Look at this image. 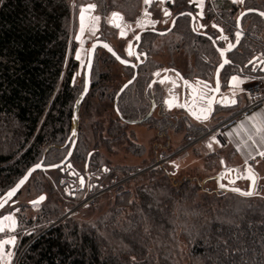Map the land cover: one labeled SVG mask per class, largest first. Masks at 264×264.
<instances>
[{
  "label": "trees",
  "instance_id": "obj_1",
  "mask_svg": "<svg viewBox=\"0 0 264 264\" xmlns=\"http://www.w3.org/2000/svg\"><path fill=\"white\" fill-rule=\"evenodd\" d=\"M141 1L0 0V195L41 159L45 149L48 148L43 160L46 165L61 161L68 150L70 143L59 146L69 136L73 104L83 88V81L81 84L77 79L79 62L74 56L72 26L76 10L92 3L104 21L113 12L134 20L141 11ZM212 2L210 8L206 3L204 18L217 23L219 15L230 31L235 13L243 8L264 12V0H244L243 4L231 0ZM175 7L180 12L191 9L193 3L176 0ZM241 25L244 36L238 47L227 54L231 64L221 71L220 81L233 73L261 78L260 71L246 63L256 54L264 57L263 18L251 13L243 17ZM113 29L107 22L102 31L112 35ZM206 34L215 36L208 27ZM158 39H145L147 58L139 66L134 83L118 98L120 115L137 118L145 113L144 89L154 71L149 51L164 43L194 56L193 61L187 60L186 70L172 64L179 72L188 78L212 80L220 57L208 37L192 32L187 16L177 18L171 36ZM217 45L224 47L223 43ZM103 52L105 56L99 59L104 71L92 70L89 91L80 107L90 97L98 96L100 110L108 113V117L104 114L107 137L119 138L127 125L117 116L114 97L123 82L115 86L119 79L111 75L110 64L117 61ZM123 68L131 74L130 69ZM155 122L159 138L167 137L172 128L177 130L172 118L171 122L168 117ZM92 125L97 127L91 143L78 131L69 160L81 174L100 171L104 165L109 171L102 172V176L113 182L126 173V168L111 167L99 152L101 143L108 142L99 128L103 120ZM184 130V138L190 139L205 133L207 127L188 123ZM176 169L171 163L136 175L126 185L117 186L111 200L97 204L95 200L94 207L85 208L79 216L59 219L60 210L46 203L33 215H22L20 229L30 231L19 235V251L54 219L59 220L27 245L16 264H264L262 178L258 179L257 194L244 196L220 187H206L210 178L176 177ZM45 172L35 171L24 186H31L39 195L48 189L54 191L55 186L70 185L71 181L76 184V178L72 179L65 168L55 169L51 181ZM238 186L246 189L247 182L241 180ZM94 211L97 215L90 218L89 213Z\"/></svg>",
  "mask_w": 264,
  "mask_h": 264
},
{
  "label": "rangeland",
  "instance_id": "obj_2",
  "mask_svg": "<svg viewBox=\"0 0 264 264\" xmlns=\"http://www.w3.org/2000/svg\"><path fill=\"white\" fill-rule=\"evenodd\" d=\"M190 1L191 3H193V5H196L194 0ZM212 1L213 0H203V9L206 7V3L208 6H211L213 3ZM89 4L92 3L83 4L81 7L87 6ZM196 9L197 13L201 11V9L197 7V5ZM79 12L80 7L73 15L72 31L73 38L76 41L74 56L79 62L77 79L78 82H81L82 84V81L84 80V65L86 62L88 46L90 42L96 37V35L100 33L102 29H104V24L106 25L108 18L104 21V19L96 12L95 9L90 13L93 16L100 17L95 35H92V33L88 30V27L85 28L84 33L81 35ZM135 29V26H133L132 28L130 27L127 29V32L131 35V33L135 31ZM119 31L120 28H114L112 31V35L103 34V36L108 38V40H110V43L115 46L120 52L124 53L126 40H119ZM77 36H80L79 40L76 39ZM102 55L105 56L104 52L98 49L96 52V59L93 62L94 64L92 66V70L96 68L97 71H104V67L101 64L102 62L99 59V57ZM78 56L79 58H77ZM149 56L153 61V76L158 73L160 69L165 68L169 64H174L181 69L186 70V66L188 63L187 60H189V62L194 60V56H192V58L191 56H188L186 50H173L171 49V46H169V44L165 43L163 46L161 45L157 48H152L151 51H149ZM110 69L112 71L111 75L117 76L119 79L118 83L115 86H118L127 78V76H129L125 68H123V66L119 63H111ZM249 77L253 78V76ZM91 79L92 78L90 76V83ZM255 79L256 78H253V80H251L249 83L253 82ZM222 82L224 87L223 90L225 91V86H227V83L225 80ZM249 83H247L246 86L249 85ZM108 85L113 86V83L109 82ZM246 86H244L241 92L242 95L237 96V99L239 101L238 106L230 109L216 110V113L206 124H198V122H196L195 120L184 116L179 110H172L170 112L171 114H168L169 117L172 118L173 123L177 125V130H173L172 128L167 131V134L169 136H161L160 138L156 136L157 131L153 126L154 121H149L142 124L127 125L123 136H120L119 138H108L107 134H109V132L108 128L107 130H105L106 120L104 118L105 115L106 117H108V113L106 110L104 111L105 113L100 110L101 108L98 104L100 100L98 96L95 95L90 97L86 105H83L79 108L78 131H82L91 143V139L95 135V130L97 127L93 126L92 123L95 121L103 120L104 125H99V128L102 131V135L108 138V142H106L107 145L101 143V145L99 146V152L105 158H107L111 167L126 168V173L120 176L117 180L115 179L113 182H108L106 177L102 176V173L101 176L98 177V184L93 187L91 191L90 185H94L93 183H88L86 184V187H84L87 192H84V189H82L81 191L76 192L74 198L71 197V192L69 189V192L66 193V189L64 188V186H61V188L55 186L56 189L54 191H51L49 189L45 190L46 199L35 206L33 204H29V201L30 199L34 198L38 192L34 191L33 188L29 185L24 186L16 197V205L6 204L0 209V219H2L5 215L13 214L16 220V227L13 231H8L6 229L4 232L0 233V241L11 238L15 239L14 244L5 245L4 248L0 250V264H16V261L21 253V250H18V241L20 238L19 235L26 233V231H30L29 228H27L28 230L20 229V223L21 221H24L20 218L22 215H33L45 203L47 205L51 204L53 206H56L60 210L59 218L68 217L74 214L76 216L82 215L83 213H85V208L87 209L91 206L94 207L95 204L93 203L95 200L97 201H95L96 204L102 202L105 203L108 200H111L115 188L119 185H126L129 181H132L136 175L139 176L141 173L137 172L138 169L148 164L151 161L152 157L156 154L167 156L171 153V163L175 164L176 167L178 166L176 169V177L186 175L200 180L210 178V180L205 182L206 187L213 189L220 187L218 181L216 179H213V177L221 173V171L223 170L220 164L221 161L219 162L220 157L224 154L227 155V153H230L229 149L225 147L224 149L219 148V145H225L221 131L222 129H224L225 124L229 123V121H231V119L234 117H232V115L240 109L242 105V99L244 100L243 105H247L249 103L248 96L245 93ZM105 100H103L105 102V105L109 106L108 102H106ZM155 114L156 112H154V115ZM188 123L196 126L207 127V131L197 137L186 139L187 137L184 136L186 135L184 125ZM213 136H215L216 140L219 141V143H217V146L216 143L213 142L212 148L210 149L207 147V145L212 142L211 138ZM154 142H157L158 144L155 145ZM139 147L141 149H139ZM219 152H221L222 155ZM165 158H168V156ZM251 163L252 164L250 166L255 170V173L257 175V189L259 178H262L261 182L264 184V160L251 159ZM246 166H249V164ZM246 166L245 164H243L241 167H237V169H239L240 171ZM54 170L55 169L46 170L45 172L46 174H48L50 181L55 175V172H53ZM257 171L259 172L257 173ZM23 205L25 209H22L21 206ZM96 215L97 211L89 213L90 218H94ZM7 252H11V257H8L6 255Z\"/></svg>",
  "mask_w": 264,
  "mask_h": 264
},
{
  "label": "flooded vegetation",
  "instance_id": "obj_3",
  "mask_svg": "<svg viewBox=\"0 0 264 264\" xmlns=\"http://www.w3.org/2000/svg\"><path fill=\"white\" fill-rule=\"evenodd\" d=\"M175 1L176 0H174V2H173V0H164V2L161 3L160 0H153L151 5H146V4H144V2L142 0L141 1V3H142L141 11H140L139 15L134 20L123 19L122 21H120V24H121L122 27H124L126 25L131 26V28L133 26L136 27L135 31L132 32L131 35L127 32V36L126 37H119V40H121V41L126 40V42H125V52L124 53L120 52L115 46H113L110 43V40H108V38L103 36L104 33H103L102 30L100 31V33H98L96 35V37L94 39L99 37L100 39L109 42L112 45V47L118 52L119 55H121L122 57L128 59L129 61L136 62L137 61L136 57L135 56H128L127 51H126L128 42L131 41L133 43V48H134L135 52L137 54H141L140 55L141 64L147 58L146 50L143 47V43H144L145 39L147 37H150L151 39H153V42H156V41H159L158 36H166V35L167 36H171V32H172V30L174 28V25H175V24L173 25V18L175 19L174 21L176 22L178 17L187 16L189 18V25H190V28H191L192 32L195 35H200V36H204L203 34H206L207 27L213 29V31L215 33L214 37L219 36L220 32L216 28L212 27L213 24H216V25H218V27H221L223 29V34L227 35L230 41L233 42L235 40L236 17H237L238 13L241 10L239 12L235 13V16L233 17L234 23L230 25V28H231V31H230L227 28L226 22H224V20H223V18L221 16L217 15V17H219V20H217V23L214 22V21L208 22L204 18V16H203L202 19L200 18V16L197 13L196 5H193V7L191 9L179 12V11H177V8L175 7ZM190 3H191V1H190ZM145 9H147L148 12L151 14V19L154 20V21H157V23L155 24L154 27L152 25H148V26H146L144 28L137 27V21H139V20L144 18L143 14H144V10ZM164 9H167L171 13V15L170 16H165L164 15ZM181 13H191V14H193L194 17H196V21L193 22V24L191 25V17L189 15H181ZM111 15L108 18L107 22H108L110 27L117 28V27H115L114 23L109 22L111 17H112ZM262 18H263V16H262ZM165 21H167V23H165ZM263 23H264V19H263ZM199 25H204L205 27L200 28ZM194 27L198 28V31H194L193 30ZM119 33H120V31H119ZM161 33H164V34L162 35ZM137 34L140 35V37H141V39L138 42L134 40V36L137 35ZM118 36H119V34H118ZM217 42L223 43L224 47H226V43H227L226 41L218 40ZM97 50H96V52H97ZM100 50H102V49H100ZM96 52H95V54H96ZM94 58H95V56H94ZM139 66L137 67V71H138ZM124 67L130 69L131 70V74L129 76H127V78L123 81V83H125L126 81L131 79V77L133 76V73H134L133 67H131V66H124ZM175 70L178 71L177 67L169 64L165 68H162V69L159 70V72H158V73H160L159 76H157V75L152 76L147 81L145 89H144V93H145L144 102H145V110H146L145 113L142 114L140 117H137V118H129V117H125L123 115H121V117H120L118 115L119 114L118 113L117 116L120 118V121H122L126 125H131V123H128V121H134V120L143 119L145 116H147V114L153 108L152 112L150 113L148 118H146L145 120H143V121H141L139 123H136V124H142V123H145V122L154 121V124H153V126H154L155 123H156L155 120L162 119V118L164 119L166 117H168V121L171 122V117H169V114H171L170 112L172 110H176V109L179 110L184 116H187L188 118L195 120L196 122H198V124H202V123H207L213 117V115L216 113V110L232 108V107L221 108L219 106H215L214 112L210 115V118L208 120L204 121V122H201V121H199V120H197L195 118V116L188 110L187 107L178 106V105H185V104L189 105L192 102V96H191V98L189 100L185 99L184 102H177L176 103V100L174 99L173 100V106L169 107V104L167 103V101H169L170 99L173 98V97H171V85L175 86L174 84L176 83V81H179V78H177L176 74L173 72ZM182 76L185 77V78H188V77H186L183 74H182ZM136 77H137V74H136ZM136 77L133 79L132 83H134V81L136 80ZM165 78H167V79H165ZM158 79H161V81L163 80L164 82L161 83L160 81H157ZM189 79H192V78H189ZM132 83H130L129 85H131ZM222 83L223 82L221 81V93L224 92L223 91L224 87H223ZM129 85L127 86V88L129 87ZM178 89L179 88L175 89V91H179ZM154 112H156L155 115H154ZM167 136H169V135H167ZM154 143H155V145L158 144L157 142H154ZM167 156H168V158H165ZM167 156H164L162 154H160V155L156 154L155 156L152 157L151 161L148 164L140 167L137 172L138 173H144L146 171L154 170L157 167H163L165 165H168V166L171 165V159H170L171 158V153L168 154ZM86 162H87V160H86ZM86 162H85V168H87V165H88V162H87V165H86ZM66 170L69 171V175L71 176L72 179L76 178V180H75L76 184L75 185H73L74 182L71 181L70 185L64 186V188L66 189V193H68L69 190H70L71 197L74 198L76 192L81 191L82 189H84V187H86V184H88V183H93V185H94V186L90 185V188H91L90 191H91L93 189V187H95L98 184V180H99L98 177L101 176V173L102 172H108L109 168H105V166L102 165L100 171L91 172V173H85V174H81L79 171L74 170L76 172L75 175L70 173L71 168H67ZM80 176L83 177V181H84L82 186L79 183V177ZM84 192H87V190L84 189ZM15 197L11 200L13 202L9 201L7 204H16L17 201H16Z\"/></svg>",
  "mask_w": 264,
  "mask_h": 264
},
{
  "label": "snow or ice",
  "instance_id": "obj_4",
  "mask_svg": "<svg viewBox=\"0 0 264 264\" xmlns=\"http://www.w3.org/2000/svg\"><path fill=\"white\" fill-rule=\"evenodd\" d=\"M144 4L146 5H151V3L153 2V0H143ZM161 3L164 2V0H160ZM174 2V0H173ZM194 2L196 3L197 7H199L201 9V11L198 13V15L200 16V18H203V0H194ZM233 3H239V4H243L244 0H232ZM96 8L95 4H89L87 6H83L80 7V12H79V19H80V32L81 35L84 33L85 28L88 27V30L92 33V35H95L96 31H97V26L99 24V20L100 17L99 16H93L90 13L93 12ZM249 11H252L251 9H249ZM247 13L242 12L240 14V17L237 18V24L239 25L240 19L246 15ZM261 16H264V12H260L259 13ZM164 15L165 16H170L171 13L167 10L164 9ZM181 15H189L191 16V13H181ZM144 18L137 21V27L139 28H144L148 25H152L153 27L155 26V24L157 23V21H154L151 19V14L148 12L147 9L144 10V14H143ZM193 21H196V17H192ZM123 17L117 13V12H113L112 13V17L110 19L109 22L114 23L115 27L120 28V36L121 37H126L127 36V30L128 28H130L131 26H124L122 27L120 23H117V21H122ZM87 22V23H86ZM165 23H167V21H165ZM175 24V21H173V25ZM200 28L205 27L204 25H199ZM213 28H217L218 31L221 33L220 36L217 38L219 40L222 41H226L227 42V46L226 47H221L218 48L217 51H219L220 56L223 58L222 62L219 64V67L216 70V86L215 88H213L210 84H208L205 81H196L195 85L189 84L187 81H185V85L188 86L189 88H191L192 90V102L191 105L185 104V105H178L181 107H187L188 110L195 116V118L201 122H204L206 120H208L210 118L211 112H212V104L215 101V96L214 95H210V93H219L220 91V80H219V76H220V70L224 68L225 65L231 64V60H229L228 58H226V53L230 52L231 50H233L237 44H239L241 35H242V31H237L235 33V43H233L232 41L229 40L227 35L223 34V29L219 28L218 25L213 24L212 25ZM194 31H198V28L194 27L193 28ZM162 35L164 33H161ZM77 40L80 39V36L76 37ZM141 39L140 35H135L134 36V40L135 41H139ZM208 39L212 40V37L209 36ZM216 43V40H213V44ZM103 47L107 48L109 52H112V54L114 56H116V59L120 60V62L122 64H128L129 61L125 60V59H121L120 56H118L113 49L108 45V44H103ZM95 49V45H93V50ZM127 54L128 56H135L137 60L140 59V55L141 54H137L133 48V43L131 41L128 42L127 45ZM79 58V56L77 57ZM258 60L260 58H257ZM90 61H89V67H90ZM260 63L264 64V60H260ZM249 64H255V61H249ZM132 67H136V65H131ZM155 75L159 76L160 73H156ZM167 79V78H165ZM161 83H163L164 81H160ZM245 82L244 79H241L238 76H232L231 77V87L233 90V96H235L236 94V90L240 89V86ZM132 83V81H129V84ZM174 83V82H173ZM128 85H125L124 87L127 88ZM123 90V89H122ZM175 99V97H173L172 99H170L169 101H167V103L169 104V107L173 106V100ZM219 103H224L226 106L228 104H235L236 100L235 99H231L229 100L227 97H223L221 99V101H218ZM255 119V118H253ZM241 128H243L244 126L241 125ZM264 131V127H256V132L257 134H259L260 132ZM73 135H75V133H73ZM212 142H210L207 147L208 148H212V144L214 143H219V141L216 140L215 136H213L212 138ZM252 136L249 135L248 136V140H252ZM253 143H255V141H253ZM261 143H264V136H261ZM257 155H259L260 157H264V151H261L259 149H257ZM249 156L251 159H255L254 156H251V153H249ZM247 164V161L245 162ZM221 164H224V161H221ZM42 165L41 164H37L35 166L34 169H32L27 176H25L23 179H21L19 181V183L11 190L7 193V198L0 203V207H3L4 204H6L8 202V199H11V197H13L14 195H16L17 191L19 190V188L27 181L28 176L31 175L32 171H35L36 169L41 168ZM52 167H59V165H53ZM178 167V166H177ZM236 172L239 173V169H228L226 168L225 172L221 174V176L219 177L220 179H224L226 176H228L229 174ZM247 179L251 181V185H250V190L248 191H241V189L239 188H232V191L238 192L241 195L244 196H252L257 194L256 192V181H257V175L254 172L253 168L251 166L246 167L245 172L243 175H237V179ZM83 178H80V183L83 184ZM229 183L235 184V180H230ZM221 188H224L225 185L221 184L220 185ZM44 199H46L45 196L41 195L38 197L37 200L35 201H31V203L35 206L38 205L39 203H41ZM16 227V220L14 218L13 214H8L3 216L2 219H0V233L4 232L6 229L8 231H13ZM15 243V239L11 238V239H4L2 241H0V250H2L4 248L5 245H10V244H14ZM6 255L8 257H11V252H7Z\"/></svg>",
  "mask_w": 264,
  "mask_h": 264
},
{
  "label": "water",
  "instance_id": "obj_5",
  "mask_svg": "<svg viewBox=\"0 0 264 264\" xmlns=\"http://www.w3.org/2000/svg\"><path fill=\"white\" fill-rule=\"evenodd\" d=\"M249 9H251L252 11H249ZM242 12H245V13H247L246 15H248V14H251V13H257V14H259L261 11H259L258 9H255V8H244V9H242V10L238 13V15H237V17H236V31H235V33H236L237 31H242V35H241L240 41H241V39H242L243 36H244V31H243V28H242V25H241V21H242L243 17L246 16V15H244V16L240 19L239 25L237 24V18L240 17V14H241ZM117 13H119V12H117ZM119 14H120V13H119ZM111 16H112V15H111ZM190 17H191V25H192L193 22H194L193 19H192V17H194V15L191 14ZM175 18H176V17H175ZM263 19H264V16H263ZM174 20H175V19L173 18V21H174ZM117 23H120V21H117ZM219 28H221V27H219ZM216 29H217V28H216ZM217 30H218V29H217ZM220 34H221V33H220ZM263 34H264V27H263ZM203 35L206 36V37H209V36H210V35H208V34H203ZM219 36H220V35H219ZM219 36H217V37H212V36H211V37H212V40H210L211 43H212V45H213V47L216 49V51H217L218 48H221V47H219V46L217 45V41L219 40V39H217V38H218ZM119 37H121V36H120V33H119ZM213 40H216V43H215V44H213ZM240 41H239V43H240ZM233 43H235V40L233 41ZM103 44H108V45L113 49V51H114L118 56H120L121 59L128 60V59L122 57L121 55H119L118 52L112 47V45H111L109 42H107V41H105V40H102V39H100L99 37H97V38L94 39L92 42H90V44H89V46H88L86 62H85V65H84V80H83V88H82L81 92L79 93V95L77 96V98L75 99L74 104H73L69 136H68L66 142H65L62 146H59L60 148H63V147H65L68 143H70V144H69V147H68V150H67V152H66V154H65V156L62 158L61 161H59V162H57V163H54V164H47V165H46V164H43V160H44L45 154H46V152L48 151V148L45 149V151L43 152V155H42L41 159H40L37 163L32 164V165H31V166H30V167L24 172V174H23V175H22V176H21V177L15 182V184H14L13 186H11L10 188H8V189H7L2 195H0V203H2V202L7 198V193H8L9 191H11V190H12V189H13V188L19 183V181H20L21 179H23L25 176H27L28 173H29L32 169H34L35 166H36L38 163L41 164L42 167L39 168V169H36L35 171H38V170H44V171H45V170H51V169H57V168H60V169L63 171V168H66V169H67V168H71L70 173L73 174V175H75L76 172L74 171L73 166H72V164H71V162H70L69 159H70V156H71V154H72V152H73V149H74V146H75V144H76V140H77V133H78V112H79V108H80V106H81V103H82L83 99L85 98L86 94H87L88 91H89V87H90V76H91V70H92V66H93V62H94V56H95V52H96V50L99 49V48L102 49V50H104L105 52H107L109 55H111V56L117 61V63H119L120 65H123V66H131V65H133V64L136 65V67H133V69H134V73H133V76L131 77V79H129L128 81H126L125 83H123V84L121 85V87L118 89V91H117V93H116V95H115V97H114V109H115V111H116L117 114L119 113L118 110H117V102H118V98H119L120 94L123 92V90L125 89L124 86H125V85H129V81H130V80L133 81V79L136 77V74H137V67L141 64V60L139 59V60H137L136 62H132V61H129V60H128V61H129L128 64H122V63L120 62V60L116 59V56H114V55L112 54V52H109L107 48L103 47ZM93 45H95V49H94V50H93ZM238 45H239V44H237L236 47H235L234 49H236V48L238 47ZM226 46H227V43H226ZM234 49H233V50H234ZM233 50H231V51H233ZM231 51H230V52H231ZM230 52H227V53H226V58H228V57H227V54L230 53ZM217 53H218V55H219V57H220V61H219L218 65L216 66L215 70H214L212 80L204 79V78H201V77H194V78H192V79H189V78H185V77H183L182 74H181L180 72H178V71H176V70L173 71V72L176 74L177 78H179V81H176V83L174 84L175 86H172V85H171V97H175L176 103H177V102H184L185 99H186V100H189V99L191 98V96H192V90H191V88H189L188 86L185 85V83H184L185 81H187L189 84H192V85H195L196 81H198V80H200V81H205V82H207L208 84H210L213 88H215V86H216V70H217V68L219 67V64L222 62V59H223V58L220 56L219 51H217ZM257 58H260V59L258 60ZM260 60H264V57H261L259 54H256V55H254L253 57H251V58L247 61L246 65H250L253 69L255 68V70H259L260 73H261V76H260V77L264 79V64L260 63ZM89 61L91 62V63H90V67H89ZM249 61H255V64H249ZM225 66H226V65H225ZM225 66H224V67H225ZM131 67H132V66H131ZM223 69H224V68H223ZM223 69L220 70V73H221V71H222ZM219 80H220V76H219ZM157 81H161V79H158ZM177 88H179V89H178L179 91H175V89H177ZM122 89H123V90H122ZM174 92H175V93H174ZM173 94H174V95H173ZM210 95H214V96H215V101H214L213 104H212V109H213V110H212L211 114L214 112L215 106H219V107H221V108H228V107H234V106L238 105V99H237L236 96H231L229 93H226L225 91L221 93V81H220V91H219V93H210ZM223 97H227L229 100H231V99H235V100H236V103H235V104H228L227 106H226L224 103H219L218 101H221V99H222ZM189 105H191V103H190ZM152 109H153V108H152ZM152 109H151V111L147 114V116H145L143 119H141V120H134V121H128V123L136 124V123H139V122L145 120L146 118H148V116H149L150 113L152 112ZM118 115L121 117L120 113H119ZM73 133H75V135H73ZM89 155H90V153L88 154L87 162H88ZM87 162H86V165H87ZM53 165H59V167H52ZM221 166H222V168H223V170L221 171V173H219V174H217L215 177H213V178H215V179L218 181L219 186H220L221 184H224V185H225L224 189H227V190H231L232 188H239V189H241V191H248V190H250V185H251V181H250V180L243 179V178L237 179V175H243L244 172H245L246 167H248V166H246L245 168H243L242 170H240L239 173L233 172V173L229 174L228 176H226L224 179H220L219 177L221 176L222 173L225 172L226 168H228V169H237L236 167H226L225 164H221ZM253 170H254V169H253ZM35 171H32V172H31V175H32V173H34ZM254 172H255V170H254ZM31 175H30V176H31ZM30 176H28V179L30 178ZM80 178H83V177H82V176L79 177V183H80ZM28 179H27V181H28ZM233 179L235 180V184L229 183V181H230V180H233ZM241 180L247 182V188H246V189H242V188H240V187L238 186V183H239V181H241ZM27 181H26V182H27ZM26 182H25V183L19 188V190L17 191L16 195L19 193V191L22 189V187L26 184ZM256 183H257V181H256ZM80 184H81V183H80ZM82 185H83V184H81V186H82ZM16 195H14L13 197H11V199H8V202H9V201H10V202H13V201H11V200H12ZM41 195L45 196V193H40V194L37 195L36 197L30 199L29 204H32L31 201H35V200H37L38 197L41 196ZM8 202H7V203H8ZM7 203H6V204H7ZM6 204H4V206H5ZM4 206H3V207H4ZM1 208H2V207H0V209H1ZM59 219H61V218H59ZM59 219H58V220H59ZM58 220L53 221V222H52L48 227H46L44 230H46L47 228H49L50 226H52L53 224H55ZM44 230H43V231H44ZM43 231H41V232L38 233L36 236H34V237L30 240V242H31L33 239H35L39 234H41ZM30 242H28V243L24 246L23 250L27 247V245H28ZM23 250H22V251H23ZM22 251H21V252H22ZM20 254H21V253H20Z\"/></svg>",
  "mask_w": 264,
  "mask_h": 264
},
{
  "label": "crops",
  "instance_id": "obj_6",
  "mask_svg": "<svg viewBox=\"0 0 264 264\" xmlns=\"http://www.w3.org/2000/svg\"><path fill=\"white\" fill-rule=\"evenodd\" d=\"M238 76L244 79L245 82L240 86V89L236 90L235 96H241L242 90L247 83H249L253 78L249 76L233 73L229 75L226 80L227 86H225V92L233 96V90L231 87V77ZM224 91V90H223ZM242 99V98H241ZM244 100L242 99L240 109L232 115L231 121L225 124L224 129H222V136L224 138L225 145H219L220 149L227 148L230 153L227 155H222L219 161H224L226 167H241L243 164L251 165V156L257 153V149L261 150L264 148V143H261V136H264V131L257 134L256 127H264V102L258 105L249 107L243 105ZM239 103V101H238ZM255 118V119H253ZM206 124V123H202ZM244 127L241 128L240 126ZM252 136V140H248V136ZM255 141V143H253ZM218 146V144L216 143ZM247 161V164L245 163ZM259 171H257L258 173Z\"/></svg>",
  "mask_w": 264,
  "mask_h": 264
},
{
  "label": "built area",
  "instance_id": "obj_7",
  "mask_svg": "<svg viewBox=\"0 0 264 264\" xmlns=\"http://www.w3.org/2000/svg\"><path fill=\"white\" fill-rule=\"evenodd\" d=\"M245 93L249 99V107L258 105L264 102V79H255L253 82L245 88ZM210 133V132H208ZM264 151V148L261 150ZM256 160H264V157H260L257 153L254 155Z\"/></svg>",
  "mask_w": 264,
  "mask_h": 264
}]
</instances>
